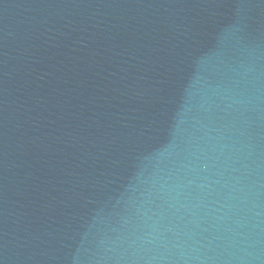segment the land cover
<instances>
[{"label":"water","instance_id":"1","mask_svg":"<svg viewBox=\"0 0 264 264\" xmlns=\"http://www.w3.org/2000/svg\"><path fill=\"white\" fill-rule=\"evenodd\" d=\"M0 264H264V0H0Z\"/></svg>","mask_w":264,"mask_h":264}]
</instances>
